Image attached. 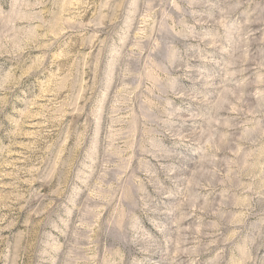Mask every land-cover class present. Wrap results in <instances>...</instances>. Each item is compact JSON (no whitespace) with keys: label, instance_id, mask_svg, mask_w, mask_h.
<instances>
[{"label":"rangeland","instance_id":"obj_1","mask_svg":"<svg viewBox=\"0 0 264 264\" xmlns=\"http://www.w3.org/2000/svg\"><path fill=\"white\" fill-rule=\"evenodd\" d=\"M0 264H264V0H0Z\"/></svg>","mask_w":264,"mask_h":264}]
</instances>
